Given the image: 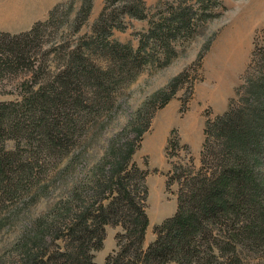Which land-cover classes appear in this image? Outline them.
I'll return each instance as SVG.
<instances>
[{
    "label": "rangeland",
    "instance_id": "obj_1",
    "mask_svg": "<svg viewBox=\"0 0 264 264\" xmlns=\"http://www.w3.org/2000/svg\"><path fill=\"white\" fill-rule=\"evenodd\" d=\"M122 1L90 0L83 17L78 12L80 0H0V42L16 36L14 42L23 52L17 69L0 74V102L18 96L24 80H65L74 99H59L65 104L60 102L58 110L78 116L68 149L97 125L84 153L86 170L94 162L97 172L102 164L109 166L113 153L107 145L114 136L129 146L131 142L130 160L145 172L147 225L141 243L145 248L154 238V225L174 213L179 183L193 176L199 184L204 173L231 158L225 150L226 132L209 123L228 113L222 118L227 125L247 130V118H259L264 128V0H142L144 19L122 15ZM105 2L112 11L111 22H124L107 37L127 45L119 47L113 61L98 46L83 53V36L91 32ZM179 12L189 18V25L165 41L167 47L148 40L144 53H135L138 38L150 26L157 20L170 22ZM37 23L39 34H26ZM128 52L137 57L122 58ZM91 60L97 83L81 74L83 66L91 70ZM49 156L51 171L64 156ZM242 158L249 160L250 177L259 185L254 188L248 182L249 189L239 195L222 226L238 245L240 264H264V140ZM76 175L84 172L67 174L65 180ZM58 198V191L50 189L27 201L0 197V218L5 216L0 226V264L24 262L29 244L17 236L19 229ZM119 231L117 224L104 226L101 246L91 251L93 262L103 263L115 248ZM223 247L232 256V245ZM54 249L52 242L45 244L46 255Z\"/></svg>",
    "mask_w": 264,
    "mask_h": 264
},
{
    "label": "trees",
    "instance_id": "obj_2",
    "mask_svg": "<svg viewBox=\"0 0 264 264\" xmlns=\"http://www.w3.org/2000/svg\"><path fill=\"white\" fill-rule=\"evenodd\" d=\"M121 3L122 15L145 18L142 0ZM90 6V0H80L78 12L85 17ZM133 8H138V12H133ZM111 15L105 2L91 32L83 36L85 55L98 46L112 60L113 54L121 50L119 47H127L107 39L111 29L122 28L124 24L121 19L111 22ZM169 19L170 22L157 20L138 38L137 55L144 53L148 40L166 46L165 41L175 39L177 31L189 25V18L182 12ZM39 26L40 23L35 24L26 34L37 36ZM16 38L12 36L0 42V46L8 47L0 49V74L13 71L22 63L23 52L15 44ZM123 55L122 58L131 60L137 57L129 52ZM90 65L91 70L81 68L82 77H90L97 83V68L92 60ZM68 87L65 80L58 82L52 77L43 82L27 79L20 83L18 96L0 102V197L27 201L47 189L58 191L59 197L42 215L19 229L17 236L25 241L24 245L29 244L21 264H96L91 251L101 246L104 226L110 223L119 225L120 231L115 234V248L105 255L102 264H240L238 245L227 238L222 220L234 212L239 195L249 189L248 182L256 188L257 183L250 177L249 160H243L242 155L263 144L260 136H264V128L259 118H247V130L224 123L222 118L228 113L209 123L226 132L225 150L231 158L213 172L204 173L199 184L193 176L179 183L174 213L154 225V238L142 248L147 225L145 172L130 160L131 142L129 146L116 136L107 145L113 153L109 166L102 164L97 172L94 162L86 170L88 154L84 156V153L97 125L68 149L78 122L76 114L58 110L60 102L65 104L59 99H74ZM146 125L147 120L138 135ZM56 153L64 157L50 171L49 155ZM72 172H84V175L66 181V175ZM4 217L1 214L0 226ZM48 242L55 249L46 255ZM224 244L232 245V256L224 253Z\"/></svg>",
    "mask_w": 264,
    "mask_h": 264
},
{
    "label": "crops",
    "instance_id": "obj_3",
    "mask_svg": "<svg viewBox=\"0 0 264 264\" xmlns=\"http://www.w3.org/2000/svg\"><path fill=\"white\" fill-rule=\"evenodd\" d=\"M99 263V262H98Z\"/></svg>",
    "mask_w": 264,
    "mask_h": 264
}]
</instances>
